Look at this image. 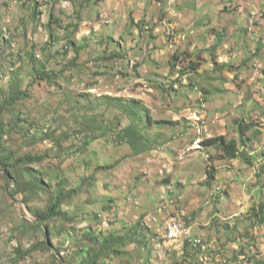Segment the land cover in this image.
Returning <instances> with one entry per match:
<instances>
[{"label":"rangeland","instance_id":"rangeland-1","mask_svg":"<svg viewBox=\"0 0 264 264\" xmlns=\"http://www.w3.org/2000/svg\"><path fill=\"white\" fill-rule=\"evenodd\" d=\"M204 3L195 0L193 19ZM175 7L0 0V158L12 157L19 180L29 169L48 183L26 191L0 165V264H172L185 248L168 241L157 252L170 215L205 234L202 246L186 245L192 262L264 261V44L247 60L209 64L195 46L201 34L178 30ZM263 14H251L249 30ZM200 96L209 112L196 119ZM241 121L252 124L242 140ZM216 136L236 140L238 157L189 151ZM59 192L62 214L47 237L32 210ZM111 235L119 255L102 253Z\"/></svg>","mask_w":264,"mask_h":264},{"label":"crops","instance_id":"crops-1","mask_svg":"<svg viewBox=\"0 0 264 264\" xmlns=\"http://www.w3.org/2000/svg\"><path fill=\"white\" fill-rule=\"evenodd\" d=\"M204 4L205 10L204 7L201 8V16L193 19L192 8L195 6V0H177L176 11L174 10L173 14L177 17L183 16L184 21L179 20L177 23L178 30L189 37L201 34L202 42L195 46L202 49V56L208 58L209 64L213 63L212 60L219 62L237 58L247 60L249 53L258 52L260 46L264 44V37L260 35L264 33V22L255 23L254 31H251L249 20L251 14L264 11V0H205ZM232 9L236 10L232 13L235 15L230 14ZM225 33L233 36L223 37ZM216 106L219 107L220 104L217 103ZM240 247L242 246L235 245V248ZM252 248L253 245L250 246V251ZM247 251L249 252L248 248Z\"/></svg>","mask_w":264,"mask_h":264},{"label":"trees","instance_id":"trees-1","mask_svg":"<svg viewBox=\"0 0 264 264\" xmlns=\"http://www.w3.org/2000/svg\"><path fill=\"white\" fill-rule=\"evenodd\" d=\"M177 58H179V57H176V59ZM39 71L41 72L42 70H39ZM38 76H39V78L44 77V76H42L41 73ZM160 122H164V121H160ZM237 123H238L239 135H240V138L242 140L245 132L249 131L251 129L252 124L244 123L243 121L237 122ZM3 136H4V124L0 119V139ZM203 144L206 147H214L215 146L217 148L223 149L229 159H234V158L238 157V155H239V149H238L239 145L237 144L236 140H234V139L228 140L225 136H216V137L206 138V139H204ZM202 150H204V149H202ZM11 159H12V157H10L9 155H5L3 159L0 158V165L6 167L7 173L12 175V178L17 181V187L23 185L25 187L26 191L37 192V193L40 192L39 190H42L45 187H48V183L46 182V179L43 178L44 177L43 175H40V173L39 174H33L30 172L29 169L28 170L24 169V172H23V173L28 174L29 179L25 180V181L19 180L22 176V173H20V169L17 168L18 164H16L15 162L11 164V162H10ZM209 173L212 174L211 172H209ZM62 197H63V192H59L58 195L55 196V198H56L55 203L50 205V207L48 209H46V210H32L34 212L33 216L35 218V221L39 224L40 230L43 232V227L45 226L44 227L45 231L46 230L48 231V233L45 232V235L47 237L51 234V230H50V226L48 224V221L51 220L52 218L60 217L62 214V210L60 208ZM28 203L29 202H27V204ZM259 210L264 211V206L262 204H260ZM260 211H259V213H260ZM261 213H263V212H261ZM89 235H91V232L89 233ZM118 239L119 238H116L113 235L105 236V237L101 238L100 248H103L102 253L107 254V255H109L110 253L119 255L120 250L114 249L115 248V242H117ZM187 244H188V242H186V245ZM240 252L244 253L243 248L240 249ZM190 253H191L190 248H185V254L181 258L178 256L176 258V260L173 261L172 264H185V262H188V261L192 262V261L188 260L191 257ZM244 255H246V254H244ZM240 256H241V254L239 255V257ZM239 257L234 259V261L238 260ZM82 264H97V262H95V260H93V261L87 260V261H84ZM147 264H151V263L148 262ZM216 264H224V263L219 262ZM259 264H264V261L261 260V262Z\"/></svg>","mask_w":264,"mask_h":264},{"label":"built area","instance_id":"built-area-1","mask_svg":"<svg viewBox=\"0 0 264 264\" xmlns=\"http://www.w3.org/2000/svg\"><path fill=\"white\" fill-rule=\"evenodd\" d=\"M164 1H165L166 5L169 8L171 7V5H173L174 3H176L175 0H164ZM195 108H196V115H194V116H196V118H198V115H201L204 112H209L208 111V108H207L206 100L204 99L203 96L202 97L200 96L199 102L195 105ZM218 119H219V116L213 115V119L211 120L210 123L215 124V123H217ZM189 151L198 152V151H201V150H198L197 149V146L196 145H193V147L191 149H189ZM206 157L209 159L210 158V154L207 153L206 154ZM150 220L153 222V220H157V218L154 217L153 219L151 218ZM176 224H182V223H176L175 218L174 217H171V215L167 218V220L164 223L163 235H164V241H165V244L164 245H165V247L163 248V254L169 252L170 247L172 246V245H169L168 244V237L169 236H172L173 233L175 232V225ZM204 235L205 234L203 233V236ZM191 240H196L197 241L199 239H196V235H195V238L194 239H191ZM183 242H184V240H183ZM191 251H194V249L191 250ZM205 253H206V251L199 252V258H201L202 255L205 254ZM183 255H180L179 257L181 258ZM188 260L192 261L193 259H190L189 258ZM185 264H197V259H195V261H193V262H189V261L188 262H185ZM211 264H214V263H211ZM246 264H250V263L247 262Z\"/></svg>","mask_w":264,"mask_h":264},{"label":"bare ground","instance_id":"bare-ground-1","mask_svg":"<svg viewBox=\"0 0 264 264\" xmlns=\"http://www.w3.org/2000/svg\"><path fill=\"white\" fill-rule=\"evenodd\" d=\"M196 119H198V118H196ZM203 141H204V139L202 140L201 138H197L193 141L191 146L197 145V149L203 151L202 149L206 148V146L203 144ZM174 218H175L176 223H182V224H176L175 225V232L173 233L172 236L168 237V241H171L172 243L179 244L182 246V248H186V242H188L189 245H192V247H195V248L202 246L203 235L196 237V239H199L197 241L191 240V239L195 238V236L193 234L194 232H192L191 228L187 227L188 225L186 226L184 218H182L180 216H176ZM183 240H184V242H183ZM154 247L157 248L156 245ZM157 252H158L159 256L164 255L163 249H160V247H158ZM240 263L241 262L239 261V262H233L232 264H240Z\"/></svg>","mask_w":264,"mask_h":264},{"label":"clouds","instance_id":"clouds-1","mask_svg":"<svg viewBox=\"0 0 264 264\" xmlns=\"http://www.w3.org/2000/svg\"><path fill=\"white\" fill-rule=\"evenodd\" d=\"M241 256H244V255H241Z\"/></svg>","mask_w":264,"mask_h":264}]
</instances>
